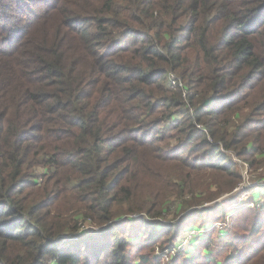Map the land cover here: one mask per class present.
<instances>
[{"label":"trees","instance_id":"1","mask_svg":"<svg viewBox=\"0 0 264 264\" xmlns=\"http://www.w3.org/2000/svg\"><path fill=\"white\" fill-rule=\"evenodd\" d=\"M224 150L264 170V0H0V264H221L212 221L177 244L220 204L157 222L237 186ZM234 221L264 264V206Z\"/></svg>","mask_w":264,"mask_h":264},{"label":"rangeland","instance_id":"2","mask_svg":"<svg viewBox=\"0 0 264 264\" xmlns=\"http://www.w3.org/2000/svg\"><path fill=\"white\" fill-rule=\"evenodd\" d=\"M229 158L231 159L234 164H237L238 172L242 176V179L237 184L235 188H233L229 192H224L220 196L214 198L213 200L209 201L206 198V195L212 196V193L217 190V186L214 184L211 185L210 191L202 193L199 189L197 193L193 196H189V193L177 196L171 193L169 198H167L166 210L163 216L159 219L157 223H167L168 221H178L182 216L193 212L194 210H200L204 208H209L213 205L220 204V208L224 209V212H220L219 216L217 215L216 211H209L208 213L200 216L198 213L195 214L192 218L185 221V224H194L201 227L200 231H193L187 227L186 232H183L180 238L177 240V244L180 246L179 250H184L190 246L192 234H196L197 237L195 238L196 241L201 243L199 234H204L208 232V229L204 228V225L212 221L213 222V232H211L204 242H209V247L214 250L213 256L217 257L221 264H228L233 262L238 254L239 250L230 248L227 243V237L230 234V230L232 231L235 227L234 221V214H246L249 211H259L264 206V170H249L246 168V165L240 166L239 162L241 159L233 152V151H223ZM242 161V160H241ZM224 181L228 182L229 180H233V177H224ZM257 187L263 188V191L259 192V196L257 198L252 197V192ZM191 203H196L191 205ZM234 209L235 212L228 213L230 210ZM218 216V217H216ZM192 226V225H191ZM227 231L223 236H220V231ZM130 237H136L134 232L130 233ZM142 238L135 239L134 241L130 242L131 244L137 245ZM68 240H63L58 242L59 245L66 244ZM171 249V248H169ZM154 254H159L164 251L165 254H171V252L167 251L166 249L162 248L159 244L151 250ZM177 252V251H176ZM202 252V245L199 244L193 251V255H199ZM220 254V256H218ZM159 256V255H158ZM160 257V256H159ZM162 264H170L172 260L167 261L166 257H160Z\"/></svg>","mask_w":264,"mask_h":264},{"label":"built area","instance_id":"3","mask_svg":"<svg viewBox=\"0 0 264 264\" xmlns=\"http://www.w3.org/2000/svg\"><path fill=\"white\" fill-rule=\"evenodd\" d=\"M171 85L174 86V87L179 86L180 88H183L184 89V95L186 94L187 90H186L184 82L182 80H180V79H176L174 75L171 76ZM237 163H239L240 166H242L244 164L241 160L239 162L237 161ZM244 165H246V164H244ZM169 252H171V254H169V255L165 254V253L161 254L162 257L163 256L166 257L167 261L170 259V257L172 255L175 254V251H169Z\"/></svg>","mask_w":264,"mask_h":264}]
</instances>
